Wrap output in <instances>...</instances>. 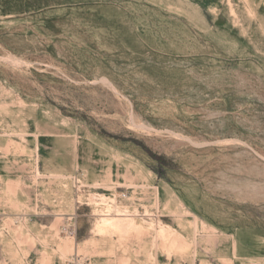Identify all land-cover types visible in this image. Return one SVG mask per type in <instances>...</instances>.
Returning a JSON list of instances; mask_svg holds the SVG:
<instances>
[{"label":"rangeland","instance_id":"obj_1","mask_svg":"<svg viewBox=\"0 0 264 264\" xmlns=\"http://www.w3.org/2000/svg\"><path fill=\"white\" fill-rule=\"evenodd\" d=\"M0 264H264V0H0Z\"/></svg>","mask_w":264,"mask_h":264}]
</instances>
